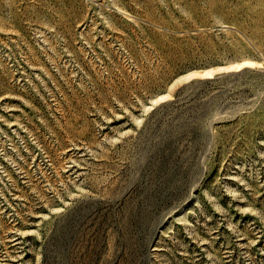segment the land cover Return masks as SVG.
<instances>
[{"label": "rangeland", "instance_id": "1", "mask_svg": "<svg viewBox=\"0 0 264 264\" xmlns=\"http://www.w3.org/2000/svg\"><path fill=\"white\" fill-rule=\"evenodd\" d=\"M0 264H264V0H0Z\"/></svg>", "mask_w": 264, "mask_h": 264}, {"label": "bare ground", "instance_id": "2", "mask_svg": "<svg viewBox=\"0 0 264 264\" xmlns=\"http://www.w3.org/2000/svg\"><path fill=\"white\" fill-rule=\"evenodd\" d=\"M252 63L251 62H248V61H245V62H242V63H239V64H235L233 66H230V67H227V68H223L225 71H231V70H239L241 69L242 67H245V66H250ZM222 69V68H221ZM220 69V70H221ZM222 69V70H223ZM214 72L215 70H205L203 72H191V73H188L186 75H183V76H180L178 77L176 80H174L171 85H170V88L169 89H172L175 85L181 83V82H186V81H189L195 77H199V78H210L214 75ZM165 96H159L155 99L152 100V104H155L157 102H159L161 99H163Z\"/></svg>", "mask_w": 264, "mask_h": 264}]
</instances>
